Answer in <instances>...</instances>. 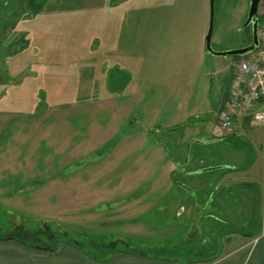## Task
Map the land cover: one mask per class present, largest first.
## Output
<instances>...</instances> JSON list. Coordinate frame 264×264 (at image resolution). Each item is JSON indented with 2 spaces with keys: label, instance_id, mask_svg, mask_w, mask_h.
Segmentation results:
<instances>
[{
  "label": "rangeland",
  "instance_id": "obj_1",
  "mask_svg": "<svg viewBox=\"0 0 264 264\" xmlns=\"http://www.w3.org/2000/svg\"><path fill=\"white\" fill-rule=\"evenodd\" d=\"M249 1L214 0L213 50L249 44ZM208 23L209 0H0V234L211 262L225 235L206 237L204 203L191 216L204 174H184L252 159L206 144L250 55L206 53Z\"/></svg>",
  "mask_w": 264,
  "mask_h": 264
},
{
  "label": "crops",
  "instance_id": "obj_2",
  "mask_svg": "<svg viewBox=\"0 0 264 264\" xmlns=\"http://www.w3.org/2000/svg\"><path fill=\"white\" fill-rule=\"evenodd\" d=\"M220 131L219 137L213 135L206 144L218 145L220 142L223 150L229 145L228 140H241L247 143L252 161L247 159L245 153L233 159L221 156L219 161L212 157L207 163V167L212 169L186 172L184 175L188 177L201 172L204 174L202 179L196 181L195 188L186 187L185 191L194 196L198 203L195 207L189 204L188 210H197V206L204 203L203 210L210 219L205 225L206 237L209 238L213 233L219 234V227L224 232L222 244L212 252L209 264H264V124L255 121L250 110L241 108L234 113L231 126L226 131ZM253 165L257 166V170L255 166L252 169ZM200 183L204 188L199 187ZM195 195H199L203 202ZM241 211H248V217L242 220L241 226L233 225L236 223L233 217L238 218V223ZM0 264L180 263L173 257L151 256L134 249L96 255L74 241L37 245L16 235L0 234Z\"/></svg>",
  "mask_w": 264,
  "mask_h": 264
},
{
  "label": "built area",
  "instance_id": "obj_3",
  "mask_svg": "<svg viewBox=\"0 0 264 264\" xmlns=\"http://www.w3.org/2000/svg\"><path fill=\"white\" fill-rule=\"evenodd\" d=\"M259 14L258 37L261 45L236 66L227 107L216 113L222 129L230 126L233 113L241 108L250 110L253 119L264 124V6H261Z\"/></svg>",
  "mask_w": 264,
  "mask_h": 264
},
{
  "label": "water",
  "instance_id": "obj_4",
  "mask_svg": "<svg viewBox=\"0 0 264 264\" xmlns=\"http://www.w3.org/2000/svg\"><path fill=\"white\" fill-rule=\"evenodd\" d=\"M261 0H250L247 17L243 24V27L251 26V41L248 45L242 48L229 49L223 51H215L211 47V35L213 29V8H214V0H209V23L207 27V31L204 37V51L206 53H210L212 55L217 56H244L251 53L258 45L259 39L257 36V23H258V5ZM208 170L212 169L211 167L207 168Z\"/></svg>",
  "mask_w": 264,
  "mask_h": 264
},
{
  "label": "flooded vegetation",
  "instance_id": "obj_5",
  "mask_svg": "<svg viewBox=\"0 0 264 264\" xmlns=\"http://www.w3.org/2000/svg\"><path fill=\"white\" fill-rule=\"evenodd\" d=\"M0 28H2V27H0ZM5 29L4 30H11V29H13V26H5L4 27ZM8 32V31H7ZM1 33V32H0ZM2 34H6V33H2ZM6 36V35H5ZM21 37H19V38H17V39H12L9 43H11L10 44V48H11V50L12 51H8L9 53V55L10 56H12V55H15L19 50H20V48H21V46L23 45L21 42ZM11 85H12V83H11ZM19 113H20V111H19ZM219 126V125H218ZM220 128V127H219ZM222 131H226V129H222V128H220ZM199 142H204V141H199ZM207 168H209V167H207ZM207 168H205V169H207ZM205 169L204 168H201V169H199L200 171H205ZM194 200V199H193ZM194 202H195V200H194ZM196 204H198V203H196L195 202V206H196ZM201 205L199 204L197 207V210H193V214L191 215V216H193V215H195V213L197 214V212H200L202 209H200L199 207H200ZM191 212V211H190ZM191 214V213H190ZM196 217V216H195ZM194 220H196V218H194ZM193 220V221H194Z\"/></svg>",
  "mask_w": 264,
  "mask_h": 264
},
{
  "label": "trees",
  "instance_id": "obj_6",
  "mask_svg": "<svg viewBox=\"0 0 264 264\" xmlns=\"http://www.w3.org/2000/svg\"><path fill=\"white\" fill-rule=\"evenodd\" d=\"M250 41H251V39H250ZM250 43V42H249ZM261 45V40L259 39V45H258V47Z\"/></svg>",
  "mask_w": 264,
  "mask_h": 264
}]
</instances>
